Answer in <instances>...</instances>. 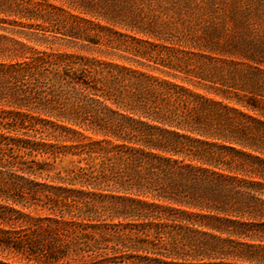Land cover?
Segmentation results:
<instances>
[{
    "label": "trees",
    "instance_id": "trees-1",
    "mask_svg": "<svg viewBox=\"0 0 264 264\" xmlns=\"http://www.w3.org/2000/svg\"><path fill=\"white\" fill-rule=\"evenodd\" d=\"M67 1L82 16L55 26L0 0V56L17 57L0 62V256L264 264V30L194 21V0ZM9 34L95 48L212 96ZM80 129L100 139L66 145Z\"/></svg>",
    "mask_w": 264,
    "mask_h": 264
},
{
    "label": "rangeland",
    "instance_id": "rangeland-1",
    "mask_svg": "<svg viewBox=\"0 0 264 264\" xmlns=\"http://www.w3.org/2000/svg\"><path fill=\"white\" fill-rule=\"evenodd\" d=\"M213 0H194L193 2L201 4L203 7H201L200 10H195L191 13V18L195 21L196 18H203L208 20L213 16L216 17V19L220 22H222L225 25V28L228 30V32H234L236 34H242L247 32V27L249 25H253L257 27L258 30H264V0H214L216 3L219 4V10L216 12V15H212L210 12L209 6ZM27 4L35 10L36 14H39L41 16L42 14H49L50 16V23L55 24V26L59 25L62 21L69 25L73 22L74 15H79V12L72 7H68L67 0H25ZM212 2V3H211ZM47 4H51L55 6L56 10H52ZM204 10V11H203ZM239 15H237V14ZM204 14V16L202 15ZM3 15H0L2 17ZM245 22V26L242 23V19ZM9 19H13V17H9ZM25 23L28 24H43L45 26H51L48 22H43L41 19L38 20H24ZM64 23V24H65ZM30 31V30H28ZM8 36L14 37L11 34ZM15 39L26 43L31 50L44 52L45 54H51V55H60V54H72L75 56H83L85 58H91V59H98L103 61H110L114 62L120 65H126L128 67L137 68L143 71H146L156 77L166 79L172 83H176L179 85H183L195 92L202 93L205 95L212 96V94L208 93L206 90L202 89L201 87H198L194 85L193 83L181 80L180 78H173L171 76H167L165 74H162L158 71H151L150 69H145L140 66H138L135 63L125 61L124 59H121L117 56H110L105 55L99 50L95 48H82L79 45L70 44L68 42H51V41H45L44 39H32L27 40L23 37H14ZM30 49H26L23 51L24 54L30 55L32 54ZM21 52V51H19ZM17 57L14 55L10 56H0V62L4 63H11L15 62ZM21 60V58H19ZM18 59V60H19ZM0 109H2L0 107ZM82 135L73 138L72 141H68L65 144L69 146L78 147L79 149H85L88 148L93 141H98L100 138L85 132L83 130H79ZM0 260L7 261L8 264H36L32 262H27L24 260H20L19 258H6L3 256H0ZM62 264H85L84 260H69L68 262H64Z\"/></svg>",
    "mask_w": 264,
    "mask_h": 264
}]
</instances>
